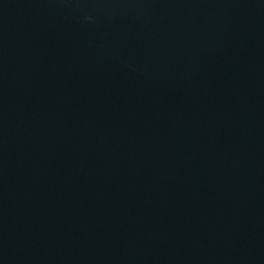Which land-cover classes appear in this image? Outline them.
Masks as SVG:
<instances>
[{"label": "water", "instance_id": "water-1", "mask_svg": "<svg viewBox=\"0 0 264 264\" xmlns=\"http://www.w3.org/2000/svg\"><path fill=\"white\" fill-rule=\"evenodd\" d=\"M0 264H264V0H0Z\"/></svg>", "mask_w": 264, "mask_h": 264}]
</instances>
